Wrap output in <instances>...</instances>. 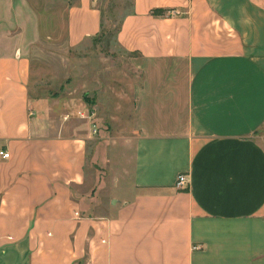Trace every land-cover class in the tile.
Returning a JSON list of instances; mask_svg holds the SVG:
<instances>
[{"label": "crops", "instance_id": "obj_1", "mask_svg": "<svg viewBox=\"0 0 264 264\" xmlns=\"http://www.w3.org/2000/svg\"><path fill=\"white\" fill-rule=\"evenodd\" d=\"M4 3L0 264H264V0H132L115 37L141 73L122 200L87 180L90 137L32 104ZM100 30L94 0L68 6L70 47Z\"/></svg>", "mask_w": 264, "mask_h": 264}, {"label": "rangeland", "instance_id": "obj_2", "mask_svg": "<svg viewBox=\"0 0 264 264\" xmlns=\"http://www.w3.org/2000/svg\"><path fill=\"white\" fill-rule=\"evenodd\" d=\"M73 1L3 0L2 27L20 31L17 38L25 43L32 104L55 130L90 137L87 180L98 182L102 199L122 200L133 192L134 144L125 136L133 134V87L141 73L115 37L132 0H94L103 31L70 47L66 12ZM258 136L263 140L264 130Z\"/></svg>", "mask_w": 264, "mask_h": 264}, {"label": "built area", "instance_id": "obj_3", "mask_svg": "<svg viewBox=\"0 0 264 264\" xmlns=\"http://www.w3.org/2000/svg\"><path fill=\"white\" fill-rule=\"evenodd\" d=\"M80 115L82 117H88L91 118V114L90 113H82L80 112ZM0 155L2 156V158H8L10 153L7 150H0ZM187 183V175L185 173H180L177 176V180H176V185L177 186H182V185H186Z\"/></svg>", "mask_w": 264, "mask_h": 264}, {"label": "trees", "instance_id": "obj_4", "mask_svg": "<svg viewBox=\"0 0 264 264\" xmlns=\"http://www.w3.org/2000/svg\"><path fill=\"white\" fill-rule=\"evenodd\" d=\"M153 12L154 13H157V14H161V13H163L164 12V9H162V8H156V9H154L153 10ZM100 13H101V30H100V32L99 33H101L102 31H103V22H102V12H101V10H100ZM124 18V17H123ZM123 20V19H122ZM122 22V21H121ZM121 24V23H120ZM119 27H120V25H119ZM119 27H118V29H119ZM117 29V30H118ZM117 32V31H116Z\"/></svg>", "mask_w": 264, "mask_h": 264}, {"label": "water", "instance_id": "obj_5", "mask_svg": "<svg viewBox=\"0 0 264 264\" xmlns=\"http://www.w3.org/2000/svg\"><path fill=\"white\" fill-rule=\"evenodd\" d=\"M114 202V201H113Z\"/></svg>", "mask_w": 264, "mask_h": 264}]
</instances>
